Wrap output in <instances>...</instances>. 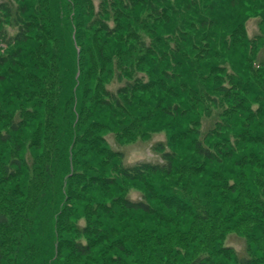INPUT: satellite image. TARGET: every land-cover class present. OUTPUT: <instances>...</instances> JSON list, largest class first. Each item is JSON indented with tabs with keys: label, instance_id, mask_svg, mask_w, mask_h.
Wrapping results in <instances>:
<instances>
[{
	"label": "rangeland",
	"instance_id": "rangeland-1",
	"mask_svg": "<svg viewBox=\"0 0 264 264\" xmlns=\"http://www.w3.org/2000/svg\"><path fill=\"white\" fill-rule=\"evenodd\" d=\"M66 1L0 0V6L14 15L19 8V28L32 32V43L26 46L7 49L0 41L1 58L19 54L9 67H0V217L7 221L0 226V252L6 264H239L242 259L264 264V218L233 195L235 186L243 189L257 174L264 205V174L228 163L209 165L192 150L178 151L169 139L173 136L166 126L169 120L161 113H149L144 107L129 109L118 95L123 108L116 106L112 96L129 82L125 78L119 82L116 74H100L86 104L85 88L78 80L75 98L67 89L77 68L74 34L64 21L66 16L75 17L71 2L77 4L79 16H84L80 9L86 13L88 6L91 14L101 11L111 29L126 24L123 40L130 41L131 28L147 42L139 46L143 52L154 41L144 26L151 30L161 26L162 39L174 45L156 13L168 6L160 10L151 6L158 8L162 1L167 2L177 12L174 19L181 23V0H89L84 6L78 0ZM142 2L148 5L142 7ZM249 10L246 29L252 40L264 35L259 26L264 5ZM8 14L0 12V33L5 29L14 37L18 16L9 18ZM137 15L138 25L128 21L138 19ZM98 33L88 29V38L94 40ZM49 52L54 61L44 57ZM259 58L264 60V49ZM141 76L149 86V76ZM61 84L64 92L56 94L55 87L60 91ZM106 100H111L110 107L99 105ZM93 104L101 110V118L87 122L89 127L83 119L89 116V109L95 110ZM11 121L19 127L18 134L13 133ZM6 138L11 139L9 144ZM159 143L167 144V152L176 155L174 173L147 183L122 181L120 189L106 190V180H118L110 156L115 155L123 167L162 163L164 153L155 149ZM16 161L22 165L20 169L14 165ZM73 176L84 184L76 193L78 202L67 203ZM122 200L150 203L154 213L128 212L120 204ZM68 204L72 227L92 225L97 235L79 238L62 232L60 215ZM101 209L106 213H100ZM58 234L63 239L57 248ZM72 242L92 245V255L81 257L70 247Z\"/></svg>",
	"mask_w": 264,
	"mask_h": 264
},
{
	"label": "trees",
	"instance_id": "trees-1",
	"mask_svg": "<svg viewBox=\"0 0 264 264\" xmlns=\"http://www.w3.org/2000/svg\"><path fill=\"white\" fill-rule=\"evenodd\" d=\"M62 1L67 4L66 0ZM78 1L84 6L89 0ZM26 2L27 0H21V3ZM146 3L142 2V7H146ZM73 4L71 2L75 17L66 16L64 19L65 27L74 34L72 45L77 54V68L72 72L74 82L67 84L71 98L77 96L79 81L80 86L85 88L84 104L88 103L100 74H116L119 82L122 83L124 78L129 81L122 84L117 94L112 96L116 106L123 108L118 95L124 98L129 109L135 108V111L137 107H144L149 113H161L169 120L166 126L173 135L169 139L178 151L180 148L186 152L192 150L209 165L228 163L249 173L255 168L264 174V60L259 58L264 49V35L250 40L246 29L249 9L261 8L264 0H181V23L174 19V16H178L177 12L167 2L162 1L158 8L152 5L151 9L158 10L168 6L164 12L156 13L174 39V45H167L162 39L165 32L161 26L155 30L144 26L143 30L148 31L154 41L143 52L139 51V46L147 42L133 33L131 28H128L130 41L123 40L127 33L126 24H123L124 28L111 29L104 22L101 11L91 14V6H88L85 8L86 13L83 8L80 9L84 16H79L77 4ZM4 11L9 13V18L18 16V34L11 37L4 29L0 33V41L7 49L32 43V32L26 31L22 26L19 28V8L14 15L10 9L0 6V12ZM137 17L138 19L128 21L138 25L139 16ZM259 17V26L264 33V14ZM88 29L99 31L94 40L88 38ZM37 51L40 52L38 49ZM44 57L54 61L52 52L44 54ZM13 58L18 60L19 54L9 58L0 57V67H9ZM71 61L75 64L72 59ZM72 70L73 68L67 71V74ZM77 70L78 77L75 74ZM144 73L151 79L149 86L144 81L145 77L141 76ZM2 82H5L4 78ZM57 87L58 85L55 87L56 94L64 92L62 84L60 91ZM143 94L148 97L137 98ZM131 100H135V104H129ZM106 101L108 102L99 105L110 107L111 100ZM93 107H97V104H93ZM100 111L99 108L89 109L87 118L84 111L83 121L87 123L95 118L100 120ZM9 124L12 125L13 133L18 134L16 122L11 121ZM206 124L210 126L205 128ZM202 128L205 129L204 132ZM4 141L9 144L11 139L6 138ZM155 149L164 153L162 163L123 167V164L117 162L115 155L110 156V163L118 180H106V190L120 189L122 181L147 183L149 179L174 173L176 155L167 152V144L164 143L157 144ZM14 165L18 169L22 167L17 161ZM10 175L13 177L15 174ZM72 181L67 190V203L78 202L76 193L84 184V181L76 180L75 176ZM260 184L259 175L256 174L243 189L235 186L233 195L246 209L254 210L264 218V205L258 192ZM119 202L131 213H154L152 204L147 202ZM103 212L105 211L101 209L100 213ZM60 217L62 232L71 237L76 234L79 238L97 235L92 225L87 228L72 227L70 204ZM6 222L5 217H0V226ZM62 239L59 235L57 248ZM70 247L83 258L91 256L94 250L92 245L84 246L75 242L70 243ZM123 253L126 254V251ZM240 262L239 264H255L254 260L242 259ZM6 263L5 256L0 252V264Z\"/></svg>",
	"mask_w": 264,
	"mask_h": 264
}]
</instances>
